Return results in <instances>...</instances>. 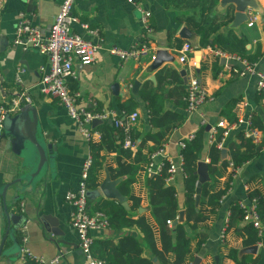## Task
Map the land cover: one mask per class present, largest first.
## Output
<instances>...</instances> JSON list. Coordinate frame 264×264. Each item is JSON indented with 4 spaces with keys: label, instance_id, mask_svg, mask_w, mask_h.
<instances>
[{
    "label": "crops",
    "instance_id": "obj_1",
    "mask_svg": "<svg viewBox=\"0 0 264 264\" xmlns=\"http://www.w3.org/2000/svg\"><path fill=\"white\" fill-rule=\"evenodd\" d=\"M137 2L149 13L148 27L151 31L148 34L143 33L138 14L125 0H75L72 11L81 23L88 25V28L97 35L81 31L78 25L73 26L72 31L82 35L92 44L100 46L89 65L75 63L76 77L69 79L75 83L82 104L88 109H95L100 105L101 109H114L118 112L120 110L117 108L118 100L123 102L132 99L136 103L133 110L137 111L138 117L131 128L138 136L134 140V147L129 149V156H123L121 161L131 162L140 142V135L150 129L147 123V110L144 102L137 97L138 91L144 82L154 87L155 73L163 68L178 73L184 71V77L196 78L210 99L195 111L187 113L184 107L175 105L176 96L166 95L165 91L173 88V85L167 82L169 79H166L162 85L164 90L161 95L162 108L178 112L183 116V121L166 135L161 145L162 154L155 157V162L163 159L164 156L177 163L176 142L192 134L200 125H208L207 130L205 129V148L211 142L209 139L211 129L221 130L220 127H216L219 120L232 122L238 116H249L250 119L251 114H256L264 127V100L255 92L254 77H239L230 71L239 69V60L246 61L245 59L220 52L210 46L197 48V37L194 33L183 22L176 21L177 16L190 14V11L164 7L163 0H137ZM59 4L60 0H0V39L8 43L6 51L0 53V103L11 99L15 90L26 92L31 98V105L34 106L36 100L39 106L38 136L45 143H54L56 146L50 167L31 185L24 180H21V183L17 182L18 178L29 172V168L24 165L22 157L8 147L5 138L0 139V244L3 242L2 251L8 247L11 249L9 254L0 255V264H24L20 258L21 241L19 242L18 239V234L21 236L20 229L11 234L14 239L8 232L3 240L7 228L4 203L7 212L22 213L26 216L22 232L27 238L26 245L33 258L42 257L44 260H49L60 254L61 259L55 264H88L80 250L77 234L69 225L71 206L65 202L64 195L66 191L74 190L78 186L82 162L91 155L89 142L81 135L77 123L68 115L66 108L58 99L43 96L36 88L40 77L49 72V59L35 50H23L13 45L20 15L45 35L58 12ZM225 13L230 16V22L218 32L225 34L230 30L237 37H244L246 55L253 56L259 52L260 55L253 65L257 71L264 73V0H246V5L240 12L235 10L234 4H223L221 0H217L209 16L221 18ZM251 18L253 21L248 23ZM146 41L154 59L148 57L138 62L122 63L118 57L109 53L110 49L128 50ZM176 41L180 42V46L187 43L192 49L182 66L177 61ZM158 51L164 52L167 58L155 61ZM214 51L220 52L221 55L217 56ZM232 56L235 59L231 58ZM18 67H22L25 71L21 75L22 82L19 85L14 81V73ZM180 78L184 87L185 82L181 76ZM134 83L137 85L132 90ZM114 85L118 86L116 95L112 90ZM231 100L234 102L230 104ZM239 101L245 102V106H238ZM124 112L127 113L125 110ZM91 126L95 127L92 124ZM154 130L152 128L150 132ZM238 130H241V127L229 130L224 142V153L219 150L220 160H227V144L237 141L234 134ZM99 139L100 132L96 130L95 141ZM152 144V141L147 140L141 152L146 153V147ZM101 154L104 158L99 183L105 176V170L108 171L107 167H117V161L114 159L116 152L102 151ZM198 161L207 163L205 151L201 153ZM230 171L229 167H225L220 175L216 176L212 190L224 186ZM148 176L144 169H141L135 174L130 185L133 195L139 198V206L132 214L133 218L140 213L149 215L144 182ZM230 177L229 187L217 201V207L208 214L204 226L197 229V232L204 233L205 239L199 249L192 252L188 264H232L233 261L227 257L228 249L236 250L237 258L242 254H248L252 258L256 257L254 264H264V243L254 244L256 250L253 254L245 253L242 248L246 246L241 244V237L236 230L233 228L224 230L230 203L249 204L246 192L252 188L264 192V149H261L257 157L236 168ZM118 178L121 181L124 177ZM182 180L183 174L177 170L173 178L167 182L174 186L179 206L183 201ZM8 183L9 186L3 197V187ZM100 197L105 198L98 191V195L89 199L91 211H95L96 199ZM125 198L128 207L129 200ZM42 214H49L56 219L55 225L58 226L60 234L54 235L47 231L38 220ZM243 222H238L237 226ZM126 233L136 232L133 229L113 230L109 227L94 231L93 254L97 257L96 242L99 240L116 241ZM195 241L196 237L192 238L190 243L192 248Z\"/></svg>",
    "mask_w": 264,
    "mask_h": 264
},
{
    "label": "trees",
    "instance_id": "obj_2",
    "mask_svg": "<svg viewBox=\"0 0 264 264\" xmlns=\"http://www.w3.org/2000/svg\"><path fill=\"white\" fill-rule=\"evenodd\" d=\"M217 0H163L164 7L175 10H187L190 14L179 15L177 22H183L191 32L197 37V48L210 46L215 50L226 54H233L239 59H245L253 64L260 53L253 56L246 55L244 37H237L230 30L225 34L219 31L230 22V16L225 13L221 18L210 17L211 10ZM176 48H180V42L176 41ZM166 79L173 85L171 90L165 91L170 97L172 94L177 97L175 105L184 107V87L179 73L170 69H161L155 73V86L151 87L148 82H144L138 91L137 97L144 102L148 114V125L150 129L140 135V142L133 153L131 162L121 161L123 156H129V148L123 147L125 133L120 127H116L112 122L104 120L93 129L100 132L98 141L89 142L90 153L93 158L92 168L87 180L89 191L97 190L99 186V174L102 171V151L116 152L115 160L117 167H107L111 178L124 177L118 184L120 193L129 200L128 207L122 205L116 199L97 198L94 209L103 213L108 220V227L113 230L133 229L135 234L126 233L116 241L104 239L96 242L97 257L103 259L106 264H188L191 260L192 252H196L205 239L202 232L197 229L204 226V221L208 214L212 213L218 205V200L227 191L231 180L228 175L222 188L212 190L216 181V176L220 175L228 164L232 169H236L247 161L258 156L261 149H264V127L256 114H251L250 124L261 132L258 143H253L249 138L242 135L238 130L234 136L236 142L227 144V160L219 159V150L215 142L220 138L221 130H217L213 140L204 146L205 126L200 125L189 139H181L183 146L178 152L181 155V171L183 174V201L181 206L175 197V188L172 184L165 182L166 162L162 160V166L156 174L145 178V189L147 197L148 216L143 213L132 217L139 206V198L131 192L130 185L135 174L143 169L147 163V154L158 149L165 140L166 135L183 121V116L172 110L162 108V85ZM71 92H77L74 82L69 81ZM159 92V93H158ZM260 98V97H259ZM234 100L230 101V104ZM1 104V103H0ZM135 102L132 99L117 101V108L125 110L127 113L133 111ZM90 109V108H89ZM96 110H101L98 105ZM138 134L132 128L129 130L130 140H135ZM147 140L152 141V146L146 147V153L141 152ZM118 141V142H117ZM117 142V143H116ZM205 151L208 159L206 163L207 179L199 182L196 174V164L201 153ZM199 188L198 199L195 203V188ZM248 201L254 200L255 212L263 226L260 233L252 227L249 222L242 221L243 210L237 202H232L228 206V215L225 221L224 230L233 228L241 237L243 246L264 243V192L258 188L247 190ZM183 209V218L168 226L165 221L178 216V211ZM196 231V232H195ZM196 237L194 248L191 247L192 238ZM20 242L21 236L18 234ZM227 257L233 261L232 264H254L256 257L252 258L248 254L236 257V250L228 249ZM25 264H39L35 258L26 257Z\"/></svg>",
    "mask_w": 264,
    "mask_h": 264
},
{
    "label": "built area",
    "instance_id": "obj_3",
    "mask_svg": "<svg viewBox=\"0 0 264 264\" xmlns=\"http://www.w3.org/2000/svg\"><path fill=\"white\" fill-rule=\"evenodd\" d=\"M133 7L138 14L140 25L144 34H148L151 30L148 27L149 13L143 9L137 0H125ZM75 0H60L59 9L56 13L53 23L49 28L47 34L35 26H32L22 15L15 30V37L13 45L23 50H35L42 56L49 59L50 69L49 72L43 74L36 88L38 92L46 97L58 99V101L66 108L68 115L75 120L81 135L88 142L96 140V130H93L91 124L93 120H104L112 122L116 127H120L125 133L123 147L132 149L135 143L130 140L129 130L137 120L138 114L136 110L125 113L124 110L118 112L114 109H88L82 104L81 95L78 92H71L68 81L75 78L74 65L79 63L86 66L92 62L93 55L100 49L99 45L92 44L84 39L82 35L72 31V27L78 25L81 31L91 35H97L94 31L88 28V25L81 23L77 17L73 15V6ZM253 19H249L248 23ZM189 44L184 43L177 50V61L182 66L185 63L187 54L191 52ZM109 53L119 58L122 63L125 62H138L140 59H145L154 56L151 55V48L146 42H140L137 46L129 48L128 50L110 49ZM219 56L220 52L214 51ZM231 58L235 59L234 56ZM240 68L235 70L231 69L239 77L251 76L254 77L255 92L264 100V73L257 71L253 64L244 60H239ZM22 67H18L14 73V81L16 84H21V75L24 73ZM209 95L206 90L202 88L196 78L189 76L185 77L184 87V110L187 113L195 111L202 103L209 100ZM31 104V98L26 92L15 90L11 99L2 101L0 104V139L3 133V122L7 115H14L23 106ZM238 106H245V102L239 101ZM203 121V119H201ZM202 123V122H201ZM216 127L221 128L220 138L215 142L218 149L224 148L225 138L229 130L241 127L242 135L249 138L253 143L258 142L260 132L250 125L249 116L236 117L232 122H225L219 120ZM215 128H212L209 134L210 141L213 140ZM192 134H189L184 139H189ZM183 146L182 140L176 142L177 147V160L173 162L170 158H164L155 162L156 156L162 154L163 147L153 150L147 154V163L144 165V171L147 175L156 174L161 166L162 160L166 162V178L165 182H169L174 173L181 171V155L178 150ZM93 158L88 155L82 162L80 168V179L78 186L74 190L65 192L64 200L71 206L69 213V225L76 232L79 242L80 250L88 264H106L103 259L96 257L93 254L92 246L94 242L93 232L101 229L108 228L107 217L99 211H91L89 206V199L87 193L89 191L87 180L90 170L92 168ZM231 164L228 167L231 169V175L234 174L236 169H232ZM182 172V171H181ZM238 205L243 210L242 221L249 222L252 227L260 233L263 226L258 215L255 212L254 200L251 199L249 204L239 202ZM178 216L174 219L166 220L168 226L172 225L173 221L177 220ZM21 231V247L20 258L25 264L26 257H32L29 248L26 245L27 238L23 235V227ZM39 264H55L61 259V255L57 254L49 260H44L42 257H34Z\"/></svg>",
    "mask_w": 264,
    "mask_h": 264
},
{
    "label": "water",
    "instance_id": "obj_4",
    "mask_svg": "<svg viewBox=\"0 0 264 264\" xmlns=\"http://www.w3.org/2000/svg\"><path fill=\"white\" fill-rule=\"evenodd\" d=\"M223 4L232 3L235 6V10L240 12L246 5V0H221ZM8 43L4 39H0V53H4L6 51ZM166 55L162 51H158L156 53L155 61H160L161 59H166ZM179 75L183 78V82H185L184 71H180ZM137 84H133L132 90L135 88ZM113 94L116 95V91L118 90V86L114 85L112 87ZM34 100V99H33ZM39 106L34 100V106L31 104H27L23 106L17 113L10 116L7 115L3 122V133L1 138H5L8 143V147L12 149V151L18 153L24 162V165L29 168V172L23 175L21 178L17 179V182L21 183V180H24L25 183L33 184L39 178H41L53 161L54 153L56 151V146L54 143H45L38 136V129L40 126V118L38 116ZM101 123V120H93L92 125L95 126ZM206 130L208 125L205 126ZM221 152L224 153V150L221 149ZM196 174L199 182H202L207 179L206 172V164L202 161H198L196 164ZM120 182L119 178H111L110 174L107 170H105V176L103 180L100 182L98 191L102 193L105 198L108 199H116L122 203L123 206L127 207L126 198L120 193L117 188L118 183ZM9 183L4 185L2 190V196L6 192ZM98 191H88L87 197L88 199L94 198L98 195ZM195 203L198 199L199 188H195ZM4 214L6 218L7 228L5 231V236H3V240L7 236L8 232L11 238L13 235V231L21 229L26 222V216L22 213H14L7 212L6 205L4 203ZM183 214L182 210L178 211V217L176 221L172 222V225L181 220V216ZM50 216L49 214H42L39 216L38 220L43 224V226L47 229L48 232L53 233L54 235L60 234V230L57 225H55L56 219ZM171 225V226H172ZM10 228H12L10 230ZM12 234V235H11ZM2 240V241H3ZM16 243L15 240H13ZM3 250V242L0 244V255L6 253L9 254L11 251L10 247L5 248ZM256 250L255 245L246 246L242 248V251L245 253L253 254Z\"/></svg>",
    "mask_w": 264,
    "mask_h": 264
}]
</instances>
